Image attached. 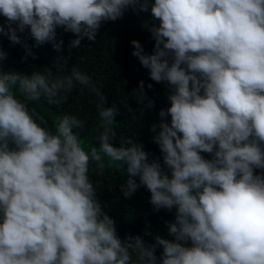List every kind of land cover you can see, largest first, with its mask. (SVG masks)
<instances>
[{
  "label": "clouds",
  "instance_id": "9594fccd",
  "mask_svg": "<svg viewBox=\"0 0 264 264\" xmlns=\"http://www.w3.org/2000/svg\"><path fill=\"white\" fill-rule=\"evenodd\" d=\"M130 6L150 7L159 21L150 27L151 53L130 43L151 79L171 89L151 125L164 167L140 142L113 144L118 108L106 107L95 86L98 149L82 147L76 116L63 115L52 130L29 109L26 101L39 97L59 104L73 80L88 84L86 74L0 71V264H264V172H254L264 169V0H0V33L19 42L18 30L29 26L37 44L54 41L59 51L63 26L77 34L68 47H79ZM6 56L0 49V60ZM143 86L134 90L140 99ZM101 154L126 164L123 196L142 184L154 210L175 209L174 239H121L89 179L90 162L104 169Z\"/></svg>",
  "mask_w": 264,
  "mask_h": 264
},
{
  "label": "trees",
  "instance_id": "16d2710c",
  "mask_svg": "<svg viewBox=\"0 0 264 264\" xmlns=\"http://www.w3.org/2000/svg\"><path fill=\"white\" fill-rule=\"evenodd\" d=\"M5 20L6 17L0 14V24ZM158 22V19L152 18L150 7L144 11L130 6L115 20L102 21L95 40L83 37L80 46L73 48L68 45L77 34L65 31L63 26H57L55 40L63 41L59 51L52 46L54 41L37 44L30 34L29 26H25L23 31L18 30L21 38L19 42H13L7 35L0 33V49L7 52V56L0 60V71L25 74L49 71L50 79L69 76L73 69L86 74L89 77L88 84L73 80L72 89L65 93L67 99L59 104H49L44 97H39L26 101L29 109H35L44 118L46 126L52 130L63 115L76 116L83 122L82 128L74 129L78 132L82 147L85 150L91 147L98 149L99 141L96 136L102 130L103 124L97 107L99 98L91 90L95 86L106 97V107L115 103L118 108L109 125L115 132L113 144L118 146L126 140L140 142L149 153L148 159H159L164 167L161 150L152 139L151 125L159 119V110L170 105L167 94L171 89L167 82L151 79L149 69L132 54L134 45L130 43L137 39L143 45L144 51L151 53L155 39L150 27ZM25 44L31 47L34 55L25 54ZM141 81L144 84L143 99L134 92ZM16 94L21 99L24 98L22 93ZM149 100L152 101L151 106L148 104ZM101 155L104 169L102 172L94 171L95 162H90L89 179L96 185L95 195L102 209L114 219L121 239L127 235H140L147 243H154L156 235L174 239L168 232V226L174 219L175 209L154 210L149 200L150 191L142 184L130 196H123L119 184L128 176L126 164ZM202 155L211 158V153L202 152ZM254 172H264V169L255 168ZM136 179L139 180L138 177ZM186 243L191 244L190 241ZM162 251V246L155 249L158 259Z\"/></svg>",
  "mask_w": 264,
  "mask_h": 264
}]
</instances>
